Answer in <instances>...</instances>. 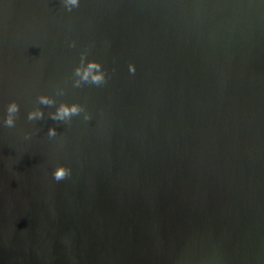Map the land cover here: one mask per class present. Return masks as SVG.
<instances>
[{
	"label": "water",
	"instance_id": "1",
	"mask_svg": "<svg viewBox=\"0 0 264 264\" xmlns=\"http://www.w3.org/2000/svg\"><path fill=\"white\" fill-rule=\"evenodd\" d=\"M0 264H264V0H0Z\"/></svg>",
	"mask_w": 264,
	"mask_h": 264
},
{
	"label": "clouds",
	"instance_id": "2",
	"mask_svg": "<svg viewBox=\"0 0 264 264\" xmlns=\"http://www.w3.org/2000/svg\"><path fill=\"white\" fill-rule=\"evenodd\" d=\"M66 3L71 5V6H76L79 3V0H66ZM94 67H98L93 65ZM103 79L102 75H97L93 77V82L94 83H99L101 82ZM41 102L42 103H48L49 101H47L45 98H41ZM16 110V106L15 105H10L8 111L9 112H14ZM78 111V109L73 106L71 108H68L66 106H61L60 109H58L57 114L53 117V118H59V119H63L65 116L71 115V114H75ZM33 115H39V113L36 114H30L29 118H32ZM5 123L11 125L12 121L11 119H8L5 121ZM50 134H54L53 130H50ZM67 174L65 169H57L56 173H54V176L57 180L63 179L64 176Z\"/></svg>",
	"mask_w": 264,
	"mask_h": 264
}]
</instances>
